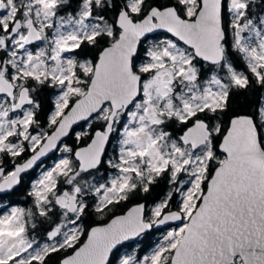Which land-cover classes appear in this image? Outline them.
Segmentation results:
<instances>
[{"label":"snow or ice","instance_id":"1","mask_svg":"<svg viewBox=\"0 0 264 264\" xmlns=\"http://www.w3.org/2000/svg\"><path fill=\"white\" fill-rule=\"evenodd\" d=\"M54 254L264 264V0H0V264Z\"/></svg>","mask_w":264,"mask_h":264},{"label":"flooded vegetation","instance_id":"2","mask_svg":"<svg viewBox=\"0 0 264 264\" xmlns=\"http://www.w3.org/2000/svg\"><path fill=\"white\" fill-rule=\"evenodd\" d=\"M151 38V37H150ZM52 90L50 89L49 91H47V89H45L42 93V98H43V103H44V108H45V111H47L48 107H49V100H48V97L50 96ZM41 119L43 120L44 119V115L42 114L41 116ZM68 142H70V138H68ZM115 143V141H113V144ZM60 153H56L55 155H50L49 157L45 158V160H43L42 163H39L35 169L31 170L30 173L28 174V176L31 174V173H37L38 175V171H40L42 168H45L47 166H50L53 161L59 156ZM107 156H112L114 153H113V149H112V146L109 145L108 148H107V152H106ZM11 195L10 196H6L4 197L3 199L7 202H17L19 206L21 207H31V201H28V202H24V201H12L11 200ZM134 201L132 202H129L128 205L125 206V209L129 206H131V203H133ZM48 225H41L40 228L38 229V238L40 236H43L45 230L47 229ZM172 227H175V225H172ZM161 235V233H155L150 239H154L155 241L157 240V237H159ZM150 239H145L141 242H139L138 244H134L133 245V248L137 250V252L139 253H144L146 252V250H148L149 248V245L152 244L150 243ZM132 249H128V251H130ZM55 256H59L60 258L58 259V261L62 258L61 254H54L53 256H51L50 258L52 257H55ZM58 261L54 262V264H58Z\"/></svg>","mask_w":264,"mask_h":264},{"label":"trees","instance_id":"3","mask_svg":"<svg viewBox=\"0 0 264 264\" xmlns=\"http://www.w3.org/2000/svg\"><path fill=\"white\" fill-rule=\"evenodd\" d=\"M161 36L163 35H166V36H169L168 34H165V33H160ZM153 37V36H151ZM106 46V45H105ZM145 46V44H144ZM242 67V65H241ZM50 89H47V91H49ZM261 89L257 88L255 86V84H253V86L251 87V89L246 92V93H241L239 95H237L236 97H234L233 99V102H232V106L234 109L238 110V111H244V110H247V107L252 105L259 93H260ZM70 142H71V138H70ZM34 175H37V173H31L29 176H28V179H31ZM28 188V180L26 179L25 182L19 186V189L18 191H14V193L11 195V200L12 201H24V202H28V201H31L30 198H26L25 197V193H26V190ZM165 191V186H164V183L163 181H161L160 185L158 186L157 190H156V193H154V197L156 194H162L163 192ZM155 241L154 239H150V243L154 244ZM60 257L59 256H55V257H52V258H49V264H54V262L58 261Z\"/></svg>","mask_w":264,"mask_h":264},{"label":"rangeland","instance_id":"4","mask_svg":"<svg viewBox=\"0 0 264 264\" xmlns=\"http://www.w3.org/2000/svg\"><path fill=\"white\" fill-rule=\"evenodd\" d=\"M165 36H166V35H163V36H161V37L163 38V37H165ZM167 37L170 38V36H167ZM153 38H154V37H151V38L149 37V38H148V41L150 42ZM146 46H147V43H145V47H146ZM60 155H61V154H59V156H60ZM47 167H48V166H47ZM47 167H45V168H47ZM38 172H40V171H38ZM38 174H39V173H38ZM158 238H159V237H157V239H158ZM153 242L155 243L156 241H153ZM130 251H131V250H130Z\"/></svg>","mask_w":264,"mask_h":264},{"label":"water","instance_id":"5","mask_svg":"<svg viewBox=\"0 0 264 264\" xmlns=\"http://www.w3.org/2000/svg\"><path fill=\"white\" fill-rule=\"evenodd\" d=\"M161 33L163 34L164 32L161 31ZM165 34H167V33H165ZM168 35L170 36V34H168ZM150 37H151V36H150ZM50 155H52V154H50ZM50 155H49V156H50ZM45 158H47V157H45ZM45 158H42V161L45 160ZM39 163H41V162L38 161V162H37V165H38ZM34 169H35V168H34ZM173 225H175V224H173Z\"/></svg>","mask_w":264,"mask_h":264}]
</instances>
